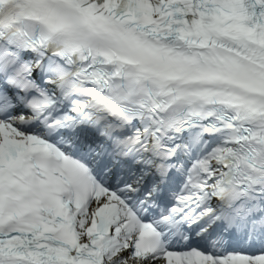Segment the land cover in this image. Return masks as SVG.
Wrapping results in <instances>:
<instances>
[{"label": "snow or ice", "instance_id": "6c2138e0", "mask_svg": "<svg viewBox=\"0 0 264 264\" xmlns=\"http://www.w3.org/2000/svg\"><path fill=\"white\" fill-rule=\"evenodd\" d=\"M0 264H264V0H0Z\"/></svg>", "mask_w": 264, "mask_h": 264}]
</instances>
